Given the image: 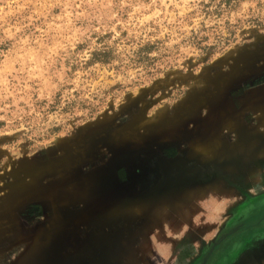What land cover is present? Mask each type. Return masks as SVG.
<instances>
[{
	"label": "rangeland",
	"instance_id": "rangeland-1",
	"mask_svg": "<svg viewBox=\"0 0 264 264\" xmlns=\"http://www.w3.org/2000/svg\"><path fill=\"white\" fill-rule=\"evenodd\" d=\"M262 77L264 0H0V264H264Z\"/></svg>",
	"mask_w": 264,
	"mask_h": 264
},
{
	"label": "flooded vegetation",
	"instance_id": "flooded-vegetation-1",
	"mask_svg": "<svg viewBox=\"0 0 264 264\" xmlns=\"http://www.w3.org/2000/svg\"><path fill=\"white\" fill-rule=\"evenodd\" d=\"M252 87H256V86H263L262 90L258 92V96L259 97H262L264 95V77H262L261 79H259L258 81H255L252 85ZM251 86H246V89L248 90V88H250ZM251 87V88H252ZM264 97V96H263ZM261 102L263 103L264 105V98H261L260 99ZM258 120L262 121L263 120V117L260 116V113L258 112ZM169 151V150H167ZM164 152L162 153L160 156L161 157H158L156 158L157 159V164L158 162H161V164H163L164 161H166V164L163 165V168H161L162 170L160 171L159 169V172H160V177L158 178V176H154L153 173H150L148 175V178L149 179V182H153L154 179H156L155 181H158V179H162V178H165V177H169L170 179H174L176 178L177 182L179 181L180 183H182L185 179L187 178H194V179H198L199 181L200 180H206V179H211V178H216L218 177V174L216 172V170H213L211 168H205L204 170H202L201 167H199L197 164H192V165H189L187 164L186 166L185 165H181V160H182V157L183 155L180 154V153H176L175 152H172L169 151V152ZM173 161H177L178 165H179V170H178V173H176L174 176L171 175L169 176L170 172H171V168L169 169L168 167H171L170 165H172L171 163H173ZM181 161V162H180ZM180 162V163H179ZM156 164V165H157ZM257 168L260 169V171L262 172L263 169H264V161H259L257 162ZM193 167V168H192ZM152 169H154V166L152 167ZM191 173V174H190ZM165 175V177H164ZM151 177V178H150ZM219 177H222L223 176H219ZM226 177V176H224ZM168 178V180H169ZM167 179V178H166ZM240 228V227H239ZM239 228H235L233 230H238ZM232 231V230H231ZM226 235V234H225ZM224 236V235H223ZM214 246V244H213ZM216 247V246H215ZM214 247V248H215ZM213 247L210 248L209 252L207 253V255L211 256V254L213 253V250H214ZM211 253V254H210ZM206 258V257H205ZM208 259V258H207ZM207 261V260H206ZM204 263V262H203ZM202 263V264H203ZM206 263V262H205Z\"/></svg>",
	"mask_w": 264,
	"mask_h": 264
},
{
	"label": "trees",
	"instance_id": "trees-1",
	"mask_svg": "<svg viewBox=\"0 0 264 264\" xmlns=\"http://www.w3.org/2000/svg\"><path fill=\"white\" fill-rule=\"evenodd\" d=\"M151 47H144V48H142L141 49V51L140 52H147L149 49H150ZM100 56H99V59L98 60H100V61H104V63H107L106 62V53H101V54H99ZM97 59V58H96Z\"/></svg>",
	"mask_w": 264,
	"mask_h": 264
},
{
	"label": "water",
	"instance_id": "water-1",
	"mask_svg": "<svg viewBox=\"0 0 264 264\" xmlns=\"http://www.w3.org/2000/svg\"><path fill=\"white\" fill-rule=\"evenodd\" d=\"M234 231H235V230L230 231L229 234H232ZM226 236H227V234L224 235V236H222V237L220 238V240L214 244V246L217 245V244H218L222 239H224ZM208 256H209V255H207L206 258L204 259V263H203V264H205V262H206Z\"/></svg>",
	"mask_w": 264,
	"mask_h": 264
},
{
	"label": "crops",
	"instance_id": "crops-1",
	"mask_svg": "<svg viewBox=\"0 0 264 264\" xmlns=\"http://www.w3.org/2000/svg\"><path fill=\"white\" fill-rule=\"evenodd\" d=\"M263 96H264V95H263ZM263 96H262V97H259V96H258V102H257V104H256L258 110H260L261 108H263V103H262L261 100H260L261 98H264Z\"/></svg>",
	"mask_w": 264,
	"mask_h": 264
},
{
	"label": "bare ground",
	"instance_id": "bare-ground-1",
	"mask_svg": "<svg viewBox=\"0 0 264 264\" xmlns=\"http://www.w3.org/2000/svg\"><path fill=\"white\" fill-rule=\"evenodd\" d=\"M254 93V92H253ZM252 95H254V94H252ZM259 95V94H258ZM181 132V131H180ZM34 165V164H33Z\"/></svg>",
	"mask_w": 264,
	"mask_h": 264
}]
</instances>
